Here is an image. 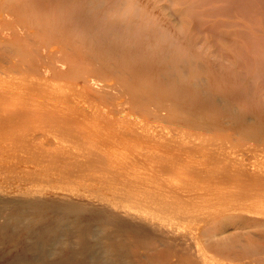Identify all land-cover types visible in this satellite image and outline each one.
<instances>
[{
    "label": "bare ground",
    "instance_id": "bare-ground-1",
    "mask_svg": "<svg viewBox=\"0 0 264 264\" xmlns=\"http://www.w3.org/2000/svg\"><path fill=\"white\" fill-rule=\"evenodd\" d=\"M0 264H264V0H0Z\"/></svg>",
    "mask_w": 264,
    "mask_h": 264
}]
</instances>
